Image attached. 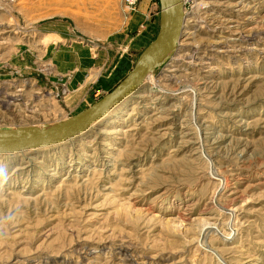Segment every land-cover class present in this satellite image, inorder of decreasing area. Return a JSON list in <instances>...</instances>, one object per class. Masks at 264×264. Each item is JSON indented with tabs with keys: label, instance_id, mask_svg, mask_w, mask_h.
<instances>
[{
	"label": "rangeland",
	"instance_id": "rangeland-1",
	"mask_svg": "<svg viewBox=\"0 0 264 264\" xmlns=\"http://www.w3.org/2000/svg\"><path fill=\"white\" fill-rule=\"evenodd\" d=\"M185 13L153 92L79 138L0 155V264H264V0ZM159 24V0L128 16L123 0H0V128L98 102Z\"/></svg>",
	"mask_w": 264,
	"mask_h": 264
},
{
	"label": "water",
	"instance_id": "water-1",
	"mask_svg": "<svg viewBox=\"0 0 264 264\" xmlns=\"http://www.w3.org/2000/svg\"><path fill=\"white\" fill-rule=\"evenodd\" d=\"M160 24L154 41L139 55L132 71L118 86L80 113L49 126L0 128V155L54 146L84 132L110 108L143 85L146 77L161 67L176 51L183 37L185 0H159Z\"/></svg>",
	"mask_w": 264,
	"mask_h": 264
},
{
	"label": "bare ground",
	"instance_id": "bare-ground-1",
	"mask_svg": "<svg viewBox=\"0 0 264 264\" xmlns=\"http://www.w3.org/2000/svg\"><path fill=\"white\" fill-rule=\"evenodd\" d=\"M185 16H186V13H185ZM185 21H186V17H185ZM185 21H184V28H185ZM179 45H180V43L178 44V47H177L176 51H174L173 53L170 54V56H169L168 59H167V62H168V60H169V59H170V58H171V57L177 52V50H178V48H179ZM153 73H154V72H153ZM153 73H150V74L146 77L144 83H146V82H148L149 84H150V83H154ZM144 83H143V84H144ZM150 85H151V84H150ZM154 89H156V88H155V83H154V85H151L150 90H152V92H153ZM133 93H134V92H131L128 96H126V98H125L122 102H120V103H118L117 105H115V106H113L112 108H110L109 111H108L105 115H103L102 117H100L98 120L94 121L93 124H97L98 122H100L101 120H103V118H104L105 116H107V114H109L110 112H112V111L117 110L118 108H120V105L124 104V103L126 102V100H127L129 97L132 96ZM128 102H129V101H128ZM116 117H117V118H121V117H122V114H120V115L118 114V115H116ZM89 128H90V127H89ZM89 128H88V129H89ZM88 129H86L84 132H82V133H80V134H78V135H76V136H74V137L68 139L67 141L72 140L73 138L75 139V138H79L80 136H83V135L85 134V132H86ZM100 132H102V130H101ZM67 141H65V142H67ZM63 143H64V142H63ZM60 144H62V143H60ZM56 145H58V144H56ZM54 146H55V145H54ZM46 148H47V147H46ZM18 154H19V153H18Z\"/></svg>",
	"mask_w": 264,
	"mask_h": 264
},
{
	"label": "built area",
	"instance_id": "built-area-1",
	"mask_svg": "<svg viewBox=\"0 0 264 264\" xmlns=\"http://www.w3.org/2000/svg\"><path fill=\"white\" fill-rule=\"evenodd\" d=\"M151 1L153 2L156 0H151ZM138 2H139V0H123L127 16L132 12V10H134V8L138 4Z\"/></svg>",
	"mask_w": 264,
	"mask_h": 264
}]
</instances>
